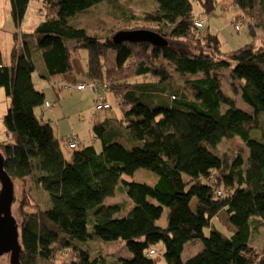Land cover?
<instances>
[{"label":"trees","instance_id":"trees-1","mask_svg":"<svg viewBox=\"0 0 264 264\" xmlns=\"http://www.w3.org/2000/svg\"><path fill=\"white\" fill-rule=\"evenodd\" d=\"M10 1L19 28L31 0ZM101 1L45 0V20L24 35L23 48L13 50L9 65L0 49V89L10 99L3 118L7 138L0 142V152L5 170L23 186L18 203L21 264L52 261L67 249L72 253L62 264H105L78 244L95 238L124 242L131 258L121 259V264H157L149 252L158 244L164 245L167 264H264L263 254L249 245L251 218L264 217V36L258 37L260 31L264 35V0H232L254 41L229 54L222 51L218 36L209 31L199 35L195 24L197 15L212 13L219 0H154L158 9L148 18L160 26L152 32L167 42L161 46L117 43L114 37L91 36L69 24L71 17ZM69 42L88 50L85 78L106 86L107 102V93L117 99L127 133L120 122L115 131L124 143L110 139L108 123L101 122L93 131L103 150L77 149V137L59 136L52 121L37 114L47 100L35 86V74L48 82L62 77L78 85ZM171 42L183 45L184 51L172 48ZM110 53L116 54L115 60ZM36 55L43 59L44 73L37 70ZM165 62L186 77L193 99L176 90L170 106L157 104L150 84L131 82L147 76L169 81L173 75ZM224 69L241 82L233 88L254 114L239 109L225 94L220 76ZM257 128L261 139L251 137ZM236 136L249 149L247 165L241 154L228 163L216 153L224 139ZM63 140L68 147L75 144L69 158ZM140 168L156 173L157 183L122 180ZM33 186L48 194L44 208L30 193ZM120 190L131 201L126 211L123 204H105ZM165 209L168 224L161 227ZM215 219L226 222L230 233L215 229ZM194 240L202 241L204 249L184 262L185 245Z\"/></svg>","mask_w":264,"mask_h":264},{"label":"rangeland","instance_id":"rangeland-1","mask_svg":"<svg viewBox=\"0 0 264 264\" xmlns=\"http://www.w3.org/2000/svg\"><path fill=\"white\" fill-rule=\"evenodd\" d=\"M45 0H31L30 7L27 10V17L24 18L23 23L17 28V34H32L38 25L45 20L43 7ZM0 26L9 30L15 31L16 26L13 25L11 19V4L10 0L4 3H0ZM196 12L199 8L194 5ZM158 9V4L154 0H102L99 4L93 6L88 11L81 13L77 16L69 19V24L75 28L85 29L89 35L99 38L112 39L117 33L122 31H137V30H151L156 31V27H160L158 23L151 21L148 18L151 14L155 13ZM240 9L233 4L232 0H219L217 8L210 14L201 15L200 20L203 21L204 27L200 28L199 35H203L209 31L210 33L219 37L221 41L222 51L226 54L234 52L246 45L251 44L254 39L250 33V28L247 22L242 17ZM26 16V15H25ZM240 25V30H236V25ZM15 26V28H14ZM156 26V27H155ZM13 33V32H12ZM264 36L262 32H259L258 37ZM24 36H20L18 51L23 48ZM257 42H260L258 40ZM69 46L73 50V61L76 64L75 70L80 80L76 83H89L85 78L88 64V50L83 47H76L74 42H69ZM170 46L180 51H184V46L175 42H171ZM112 60L116 59L115 53H110ZM37 70L40 72L41 67H44L43 59L40 57H34ZM167 71L173 75L169 81H160L153 79L150 76L139 77L132 80V83L150 84V92L152 98L157 104H165L170 106L172 104V95L177 91H183L189 98H194L190 89L186 87V77L177 73L176 66L173 63L165 62ZM222 87L226 95L233 99L236 106L246 113L254 114V111L243 102L241 95L235 91L233 84L237 88H240L241 82L234 81L229 69L220 71ZM59 77H55L51 82L41 80L38 73L35 75L34 82L36 88L43 92V86L51 88L49 90L50 96L48 101L53 105V108H48L46 105L42 109L37 110V114L44 118L45 121H52L58 135L63 137L76 136L77 137V149H83L84 147H94L97 152L103 150V143L95 136L93 127L96 123L107 122L108 123V137L110 139H116V141L124 143L119 139L118 132L115 130L124 124L125 114L116 106L117 99L111 94L107 93L106 97L108 101L113 105L111 109L98 111L96 109V95L90 90L79 92L76 90V84L70 83L63 78L57 80ZM194 78V77H193ZM56 82V83H55ZM66 84L67 87H65ZM54 87V88H53ZM52 94V95H51ZM171 99V100H170ZM10 107V99L6 96L4 89H0V142L6 140V128L3 123V118L6 115L8 108ZM62 110L64 119L61 122H56V118L53 116L54 110ZM43 111V113H42ZM264 121V116L262 117ZM121 130L125 129L122 127ZM127 133V131H125ZM127 135V134H126ZM262 130L257 128L251 132V137L261 139ZM122 136V133H121ZM129 136V135H128ZM121 138V137H120ZM69 142L67 140L62 141V147L67 153V157H70L71 146L68 147ZM216 153L228 163H232L239 154L247 159L248 164L249 149L239 136L233 139H224L221 144L218 145ZM123 181L132 183H142L148 185H155L158 181V176L151 170L140 168L132 176H123ZM15 184V201L13 203V215L18 221L19 225L22 221L20 211L18 209V203L21 200L20 196L23 192V186L14 181ZM38 186H33V190L30 193L37 199L38 203L42 207H45L46 197L49 199L46 191H42ZM35 188L37 190H35ZM33 197V198H34ZM34 198V200H35ZM129 198L122 193V190L116 193L113 198L108 199V204L118 203L123 204L124 211L131 206L128 201ZM36 201V200H35ZM196 202L193 201L192 209L195 210ZM124 211L120 214L125 215ZM214 227L226 234L230 233L226 222L215 219ZM168 224V209H165L162 218L158 221V225L166 227ZM228 224V223H227ZM251 231L249 245L256 248L264 256V217H253L250 221ZM207 235L210 234V228L205 229ZM77 243V242H75ZM79 246L88 250L91 256L101 258L105 264H121V259H130L131 253L129 252L126 244L122 241L116 242H104L99 238L89 240L87 243L78 242ZM156 254L153 256L154 260H157V264H167L164 258V245L158 244L154 248ZM204 249V245L200 240H194L185 245L182 255L183 261L186 262L189 259L200 254ZM71 249L64 250L60 255L56 256L52 261H47L45 264H62L69 261L71 255ZM10 256L6 254L0 257V264H9Z\"/></svg>","mask_w":264,"mask_h":264},{"label":"water","instance_id":"water-1","mask_svg":"<svg viewBox=\"0 0 264 264\" xmlns=\"http://www.w3.org/2000/svg\"><path fill=\"white\" fill-rule=\"evenodd\" d=\"M113 40L117 43L147 42L156 46L167 45L159 34L148 30L122 31ZM14 188V181L5 170V160L0 152V257L9 254V264H21V234L12 210L15 201Z\"/></svg>","mask_w":264,"mask_h":264},{"label":"crops","instance_id":"crops-1","mask_svg":"<svg viewBox=\"0 0 264 264\" xmlns=\"http://www.w3.org/2000/svg\"><path fill=\"white\" fill-rule=\"evenodd\" d=\"M7 2L9 1V0H6ZM4 3V0H0V3ZM10 4H11V1H10ZM1 6V5H0ZM30 7V6H29ZM29 9V8H28ZM43 11V10H42ZM44 12V11H43ZM27 15L28 14H26V16H25V19H26V17H27ZM11 19H12V15H11ZM12 22H13V20H12ZM13 25H14V22H13ZM14 28H15V26H14ZM16 30L15 31H13V29H11V30H9V28L8 29H6L5 27H1L0 26V49H1V52H2V57H3V61H4V63L6 64V65H9L10 63H11V55H12V52H13V50L16 48L17 50H18V48H20L19 47V40H20V36H21V38H22V36H24V35H29V34H23V33H19V34H17V28H15ZM13 32V33H12ZM21 41H23V40H21ZM37 57H40L39 55H36ZM41 58V57H40ZM42 59V58H41ZM72 64H73V68H74V79L75 80H80L79 79V77L77 76V72H76V70H75V67H76V64H75V62L73 61V59H72ZM40 72H42V73H44L45 72V65H44V67L42 66L41 67V69H40ZM36 75V74H35ZM35 75H34V78H35ZM34 78H33V80H34ZM40 79H41V77H39ZM62 78V77H61ZM58 79H60V77L59 78H57V80ZM41 80H43V79H41ZM35 83V82H34ZM56 83V82H55ZM72 85V84H71ZM36 86V85H35ZM72 86H75V85H72ZM43 88V93L45 94V96H46V100L48 101V98H49V96H50V92H49V90L51 89V88H47L46 86H43L42 87ZM54 88V87H53ZM86 91V90H85ZM80 92V91H79ZM82 92H84V91H82ZM52 95V94H51ZM49 102V101H48ZM53 108V107H52ZM53 116H54V118H56L57 120H56V122H61L62 121V119H64L63 117H64V114H63V112H62V110H54V112H53ZM60 136V135H59ZM62 136V135H61ZM4 142V141H3ZM108 199H110V198H108ZM107 199V200H108ZM106 200V201H107ZM105 201V204H107V205H114V204H118V203H112V204H108L107 202ZM129 202H130V200H128ZM130 204H131V202H130ZM47 261L45 260V261H42L41 262V264H45Z\"/></svg>","mask_w":264,"mask_h":264},{"label":"built area","instance_id":"built-area-1","mask_svg":"<svg viewBox=\"0 0 264 264\" xmlns=\"http://www.w3.org/2000/svg\"><path fill=\"white\" fill-rule=\"evenodd\" d=\"M197 20H196V26L197 28H203L204 27V23L203 21L200 20L201 16L198 14L197 15ZM241 28H240V25L237 24L236 25V30L239 31ZM104 88H106V86H99L97 85V83L95 82H89V83H82V84H79L76 86V90L82 92V91H85V90H90L92 91L95 95H96V98H97V105H96V109L98 111H104V110H108L110 109L111 107V104L109 102H107V100H105V93H103V90ZM46 106L48 108L51 107V103L47 102L46 103ZM71 148H75V144H70ZM219 194H221V192H219ZM155 251L152 250L150 251L149 253V256L152 257L155 255Z\"/></svg>","mask_w":264,"mask_h":264},{"label":"bare ground","instance_id":"bare-ground-1","mask_svg":"<svg viewBox=\"0 0 264 264\" xmlns=\"http://www.w3.org/2000/svg\"><path fill=\"white\" fill-rule=\"evenodd\" d=\"M48 101H46V103H47ZM50 103V102H49ZM52 105V104H51ZM72 137H76V136H72ZM8 173V172H7ZM122 185V184H121ZM123 187V186H122ZM219 192H221V191H219ZM222 193V192H221ZM131 202V201H130ZM193 203V202H192ZM192 203H191V208H192ZM196 209V208H195ZM193 210V209H192ZM152 251V250H151ZM154 251L156 252V250L154 249ZM150 253V252H149ZM156 254V253H155ZM150 257V256H149ZM153 257V256H152Z\"/></svg>","mask_w":264,"mask_h":264}]
</instances>
